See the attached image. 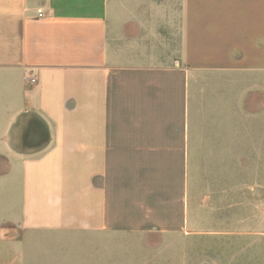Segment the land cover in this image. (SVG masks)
<instances>
[{
  "label": "crops",
  "instance_id": "1",
  "mask_svg": "<svg viewBox=\"0 0 264 264\" xmlns=\"http://www.w3.org/2000/svg\"><path fill=\"white\" fill-rule=\"evenodd\" d=\"M263 152L264 0H0L4 264L159 253Z\"/></svg>",
  "mask_w": 264,
  "mask_h": 264
},
{
  "label": "rangeland",
  "instance_id": "2",
  "mask_svg": "<svg viewBox=\"0 0 264 264\" xmlns=\"http://www.w3.org/2000/svg\"><path fill=\"white\" fill-rule=\"evenodd\" d=\"M190 1L260 3L262 0ZM235 164L233 183L222 185V189L218 186L209 205L202 203L200 208L192 207V232L170 237L165 241L166 246L154 255L149 250L145 251L135 239H128V245L121 248L122 262L127 258L129 264H142L143 260L148 264H264V152L263 163H259L258 168L247 169ZM22 250L31 259L34 257L32 249ZM2 253L14 255L13 249L0 248V264H4ZM39 258L37 262L32 260L25 264H49V257L43 255Z\"/></svg>",
  "mask_w": 264,
  "mask_h": 264
},
{
  "label": "built area",
  "instance_id": "3",
  "mask_svg": "<svg viewBox=\"0 0 264 264\" xmlns=\"http://www.w3.org/2000/svg\"><path fill=\"white\" fill-rule=\"evenodd\" d=\"M39 14H40V17H42V16H43V13H42V11H39ZM31 82H32V83H36V79H32V80H31Z\"/></svg>",
  "mask_w": 264,
  "mask_h": 264
}]
</instances>
